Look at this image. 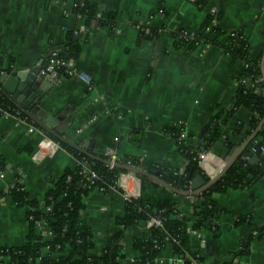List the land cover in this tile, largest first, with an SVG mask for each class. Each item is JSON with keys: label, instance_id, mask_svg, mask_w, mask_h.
Returning a JSON list of instances; mask_svg holds the SVG:
<instances>
[{"label": "crops", "instance_id": "obj_1", "mask_svg": "<svg viewBox=\"0 0 264 264\" xmlns=\"http://www.w3.org/2000/svg\"><path fill=\"white\" fill-rule=\"evenodd\" d=\"M75 1L0 0V68L27 69L40 59L43 66L49 46L63 42L78 24ZM89 1L96 5L95 19L78 38L80 51L74 65L90 82L59 74L34 111L95 157L113 154L119 164L141 170L167 166L188 174L189 161L167 132L170 126L183 128L187 145L207 151L198 166L209 178L227 157L238 150L241 154L250 138L244 133L250 112L242 106L234 109L221 137L208 147L206 137L213 123L234 108L240 83L264 95V61L255 82L243 80L242 61H232L221 45L210 40L217 22L227 32L242 30L251 55L261 54L264 60V0H206L202 7L198 0ZM211 8L221 13L219 21H211L202 39L193 43V33ZM180 30L191 37L176 46L174 34ZM226 40L227 33L218 36L220 43ZM225 139L233 147L228 148ZM54 142L23 118L12 113L0 116V246L21 245L27 233V208L17 206L6 194L17 177L30 197L42 200L52 180L75 166L76 159ZM130 158H136L138 165L133 166ZM123 169L116 186L106 192L93 189L85 197L83 215L92 231V254L101 253L122 228L116 220L123 214L127 196L169 199L185 216L198 202L200 191L190 188V180L188 189L181 190ZM212 198L223 210L217 218L219 230L214 235L204 228L191 231L192 251L200 253L205 264L231 259L264 264V234L257 237L255 231L264 229V174L247 188H229ZM239 216L246 220L237 223ZM251 234L248 252L239 254L242 240ZM148 235L147 221L125 230L119 264H134L139 252L132 241ZM172 259L167 246L153 264H172Z\"/></svg>", "mask_w": 264, "mask_h": 264}, {"label": "trees", "instance_id": "obj_2", "mask_svg": "<svg viewBox=\"0 0 264 264\" xmlns=\"http://www.w3.org/2000/svg\"><path fill=\"white\" fill-rule=\"evenodd\" d=\"M75 2L77 5L73 11L82 14L85 24L90 25V22L95 19V3L89 0H76ZM205 3L206 0H198L201 7ZM220 16V12H217L215 17L208 13L197 31L193 33V43L202 39V34L211 21L214 19L219 21ZM213 32L215 35L210 41L221 45L223 50L231 56L232 61L241 60L243 63L242 78L255 82L261 73V54L256 57L251 55L250 45L243 31L227 32L217 22ZM225 33H227V40L222 44L218 41V36ZM75 37L74 32L69 31L63 42L54 45L59 48L60 57L76 60L80 47L79 40ZM174 37V45L177 46L188 42L191 36L186 31L180 30L174 34ZM192 44L190 46L194 45ZM261 85H263L262 81ZM239 106L250 112L244 131L245 137L250 136V138L242 153L229 164L223 174L196 195L198 202L193 204L190 216L182 214L178 205L169 199L151 201L129 197L125 201L122 216L116 220L120 226L122 225V228L109 238L108 245L99 254L90 252L94 242L91 228L83 215L86 208L85 197L91 190L98 189L99 186H104L103 192L108 191L109 185L116 184L118 173L125 170L117 166L109 168L106 161L103 160L105 157H92L90 155L92 153L81 152L45 132L48 137L67 150L76 161H85L86 167L94 170L98 174V178L93 179V183L90 184L85 178V173L82 172L83 166L76 162L73 168L66 169L58 178L53 179L51 187L45 191L42 200H37L29 196L21 180L17 177L6 194L17 206L27 208V233L25 241L21 245L0 246V264H119L120 239L124 231L153 217L159 218L161 225H151L146 239L135 238L132 241L133 248L139 252V256L133 261L134 264H153L160 251L167 246L181 264H191V260H195L197 264H205L203 256L192 251L189 235L191 231H199L203 228L211 232L212 235L219 230L217 218L223 210L216 204L212 195L225 192L229 188H247L264 174V95L257 94L245 83H240L238 86L234 108L228 111L222 120L215 121L209 129L206 147L221 137L222 126L232 117L234 109ZM13 108L15 107L0 94V116L3 111L13 113ZM18 117L37 126L20 111ZM167 132L176 140L179 153L189 161L186 172L192 170V175L198 172L205 176L198 166L199 148L187 145L180 138L183 128L170 126L167 128ZM225 140L228 148L233 147L231 141ZM254 142H259L262 149L257 160L250 165L241 158L243 152L252 149ZM130 162L133 166L138 165L136 158H130ZM2 169L3 162L0 160V172ZM156 170L159 172L158 176L170 185L181 190L188 189L189 179L186 178V173L175 177L172 174L173 170L167 166H156ZM245 220L239 216L237 223ZM41 222L46 224L48 237L41 233L38 225ZM255 231L259 233L257 237L264 234L263 228H256ZM253 238L254 235L251 234L242 240V249L239 254L248 252L249 243ZM221 264L240 263L231 259Z\"/></svg>", "mask_w": 264, "mask_h": 264}, {"label": "water", "instance_id": "obj_3", "mask_svg": "<svg viewBox=\"0 0 264 264\" xmlns=\"http://www.w3.org/2000/svg\"><path fill=\"white\" fill-rule=\"evenodd\" d=\"M79 37L80 35L76 36L75 39H78ZM42 67V59H40L34 66L27 69L4 70L0 68V94L16 109L30 118L43 131L54 136L59 141L73 146L81 152L87 153L86 150L82 149L77 144H74L65 136L57 132L53 127H51L48 124L47 118L39 116L34 111L36 104L42 99V97L49 91V88L51 87L50 81L46 79L45 73L42 72ZM261 149L262 147L260 143L254 142L252 149L243 152L241 159L252 165L257 160V156L261 152ZM239 151L240 150H238L236 154L233 155V157H227L224 160V166L213 177L209 178L208 176H202L198 172H195L192 176V170H190L188 174H186V178L190 180V188L198 189L201 192L209 184L216 181L223 174L229 164L239 155ZM90 155L95 157L93 154ZM103 160L105 161L106 159ZM115 166L129 170V173L132 176L140 174L147 178L155 179L161 184L171 187L167 182L158 176L159 172L154 168H149V170L146 171L136 167L119 164L117 161L115 162ZM172 174L175 177L180 175L177 172H173Z\"/></svg>", "mask_w": 264, "mask_h": 264}, {"label": "built area", "instance_id": "obj_4", "mask_svg": "<svg viewBox=\"0 0 264 264\" xmlns=\"http://www.w3.org/2000/svg\"><path fill=\"white\" fill-rule=\"evenodd\" d=\"M77 5L76 2L73 3V8ZM76 19L78 20V24L75 27V29H73V32L76 36H79L83 33H85L88 30V26L85 24L84 22V18L83 15L80 14L79 12H74ZM210 14H212L214 17L217 14V11L215 8H211L210 9ZM59 48L57 46L51 45L49 47V49L47 50L46 53V61L43 64L42 67V72L45 73V77L47 80L49 81H55V79L57 78V76L59 74H67V75H72V76H78L79 78H81L85 83H89L90 82V78L82 71H79L75 65H74V61L72 58L69 59H64L62 57H60L59 55ZM263 59L260 62L261 63V67H263L262 63H263ZM244 66H246V64L244 63ZM245 80V78L243 79ZM14 115L18 116L19 110L16 108H13L12 111ZM5 113H10L8 111H3L2 114ZM184 136L183 132L180 133V138L182 139V137ZM53 144L56 145V142H54ZM207 151H199L198 152V158H199V162L201 160H204V158L207 155ZM105 157V161L107 163V165L109 166V168H112L113 166H115V162L116 160V156L113 154H110L108 156H104ZM77 163H80V165L83 166L82 172L85 173V178L87 181L90 182V184L93 183V179H97L98 178V174L90 169L89 167H86L85 165V161L81 160V161H76ZM115 185H109L110 187H114ZM99 191H104V186H99L98 189ZM129 198V196L126 197V200ZM147 222L149 223V227L151 225H161L159 218L157 217H153L150 220H147ZM38 225L40 226L41 229V233L43 235H45V237H48V233H47V229H46V224L45 222H41L38 223ZM189 259H191L190 257H188ZM134 261V260H132ZM156 261V259H155ZM134 263V262H133ZM181 264V262L179 260H177L174 256L172 259V264ZM191 264H197V262L195 260H191Z\"/></svg>", "mask_w": 264, "mask_h": 264}, {"label": "rangeland", "instance_id": "obj_5", "mask_svg": "<svg viewBox=\"0 0 264 264\" xmlns=\"http://www.w3.org/2000/svg\"><path fill=\"white\" fill-rule=\"evenodd\" d=\"M202 151H204V150H202Z\"/></svg>", "mask_w": 264, "mask_h": 264}, {"label": "flooded vegetation", "instance_id": "obj_6", "mask_svg": "<svg viewBox=\"0 0 264 264\" xmlns=\"http://www.w3.org/2000/svg\"><path fill=\"white\" fill-rule=\"evenodd\" d=\"M50 47V46H49Z\"/></svg>", "mask_w": 264, "mask_h": 264}]
</instances>
